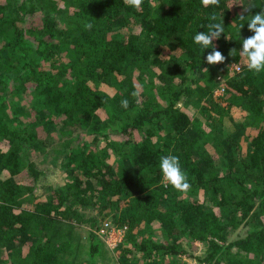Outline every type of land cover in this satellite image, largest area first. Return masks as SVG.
Listing matches in <instances>:
<instances>
[{"label": "trees", "instance_id": "trees-1", "mask_svg": "<svg viewBox=\"0 0 264 264\" xmlns=\"http://www.w3.org/2000/svg\"><path fill=\"white\" fill-rule=\"evenodd\" d=\"M261 8L264 0L209 7L200 0H143L140 9L123 0H0V247L22 244L15 264L105 263L110 251L98 235L101 220L87 210L113 207L125 236L110 264L190 255L183 235L206 245L199 264H264V224L230 238L242 223L264 217V72L248 71L239 56L241 39L253 35L247 22L241 30L232 24ZM212 14L225 26L213 41L226 58L217 65L206 62L212 49L193 40L207 32ZM37 22L39 29L29 25ZM176 42L178 56L163 53ZM232 49L237 53L230 56ZM233 62L239 71L230 69ZM162 67L161 74L153 70ZM27 95L31 109L10 116L7 102ZM234 115L242 118L240 127L216 134ZM82 117L94 138L73 147L66 132L80 130ZM26 144L53 152L64 168L62 183L44 195L35 183L45 171ZM168 154L179 157L188 176L187 198L155 186L159 157ZM82 222H92L85 237L77 232Z\"/></svg>", "mask_w": 264, "mask_h": 264}, {"label": "rangeland", "instance_id": "rangeland-1", "mask_svg": "<svg viewBox=\"0 0 264 264\" xmlns=\"http://www.w3.org/2000/svg\"><path fill=\"white\" fill-rule=\"evenodd\" d=\"M244 8L241 5L240 6V12H243ZM239 12V11H238ZM239 12V13H240ZM42 24V21H41ZM41 24H39L38 22L35 23H29V25L31 26V28H37L39 29V27L41 26ZM19 48V47H16ZM181 52V46L179 42L174 43L170 48H167L163 50V53L166 55L171 54V56L176 55L177 56L180 54ZM18 55H22L18 54ZM14 55H12L10 58H13ZM13 64L15 66H18L21 64L19 59H13L12 60ZM129 64V63H128ZM130 66V65H129ZM154 71L158 72V73H162V71H164L165 69L162 68H154ZM135 73H138L137 71H135ZM9 74H11L13 77H15L17 75V72L15 71H11ZM159 78V77H156ZM159 81V79H157ZM220 81V84L223 83V78ZM31 84H29V90H31ZM196 86V85H195ZM195 86L193 85L192 88H195ZM222 93V91L220 89H216L214 91L215 95H220ZM33 99V98H32ZM12 100H9L6 104V111L10 114V116H18L20 114H22L24 112V108H22V106H25L28 110L31 109V96L27 95L25 96V99L22 100L21 99H16L14 101V105H11ZM209 99L205 98L202 99L200 101V103H206L208 102ZM199 103V102H198ZM188 109L189 111L193 114L194 118H201V114L199 111V107L198 106H194L192 104L188 105ZM23 111V112H22ZM37 111V110H36ZM46 112V110H44ZM33 114V111H32ZM37 115H38V111H37ZM98 115L100 118H102L103 120H106L107 117V113L104 109H100L98 111ZM24 116H22L20 119H22ZM199 117V118H198ZM234 119H230L229 117L224 119V121L222 123H219L216 127L217 131L216 134L220 135L222 130H227L230 131L233 128H237L240 127V122L242 120V118L240 116H236L234 115L233 117ZM200 120V119H199ZM88 120L87 118H80L79 119V124L77 123V127L80 125V130L74 128L73 127L70 128L69 130H67V135L68 138L72 139L74 138V141L72 142V146L75 147L77 144H89V142L93 141V136L90 134H86L88 131V126L89 124H87ZM209 125L211 126V128H213V124L209 123ZM75 127V126H74ZM55 129V128H54ZM53 129V130H54ZM61 130L63 133L65 132V130L63 128L60 129V127H58V131ZM87 131V132H86ZM83 133V134H82ZM79 135H84V136H80ZM224 134H221L220 136H223ZM244 142V141H243ZM26 148L29 151L32 152V156L34 158V160L38 163V165L45 171V173L42 175V177L38 180L37 183H35V191L36 193H38L39 195H44L46 193H48V191L50 190L49 188H51L50 186H57L60 185L62 183V179L64 176V168L61 166L60 163V159L59 160H55L54 158V153L53 152H49V150H47L48 154L46 153H42L39 149V147H35L34 145H29L26 144ZM61 156L60 154L58 155V157ZM57 157V158H58ZM60 158V157H59ZM25 169L24 165L23 167L21 166V171H23ZM155 183V182H154ZM27 184H31L29 183V179L27 180ZM162 183V177L160 178L159 182L157 183V185L155 186H161ZM29 185L28 186V190L32 189V186ZM151 185H153V183H151ZM165 185V184H164ZM176 194V198H187L189 197L191 190H189L187 193H181L177 190L174 189L173 194ZM200 196L203 195L202 191H199L198 193ZM114 208V207H113ZM107 209L104 210L102 213L100 212L99 209H95V210H87L88 212V216H92L94 217L97 221L101 220V223L99 225V230H98V235L100 236V238L103 240L105 246L108 248L109 255L106 258L105 263L102 262V264H110V262L112 261V257L110 256V254H112L114 256V260L117 259L116 254H117V246L119 242H123L122 240H124V232L121 231V228L117 227V223H115V217H116V213L114 211V209ZM254 221L252 222H248V224H244L242 223L238 228L232 230L230 238H237L239 236H243L245 235L251 228L253 223L256 224H264V217L263 216H256V218L253 219ZM76 221V219H75ZM105 223H110V226H113V229H108L105 230L104 232H102V227L104 226ZM91 224L92 222H87V223H80V226L78 227L77 232H81V234L85 237L86 232L88 230L91 229ZM154 231L157 230V233H160L159 231V227L158 224H154ZM181 245L182 247L190 254V255H185L182 257H167V258H161V257H157L155 255L154 259L156 261H158L160 264H199L197 261V257L198 256H202L205 254L207 247L204 243L202 242H194L193 239L189 238V237H184L181 236ZM22 246V244L20 245H14L12 247H5L2 246L0 247V264H15L13 262L14 260V255L16 252V249ZM3 258H8V262L4 261L3 262ZM2 260V262H1Z\"/></svg>", "mask_w": 264, "mask_h": 264}, {"label": "clouds", "instance_id": "clouds-1", "mask_svg": "<svg viewBox=\"0 0 264 264\" xmlns=\"http://www.w3.org/2000/svg\"><path fill=\"white\" fill-rule=\"evenodd\" d=\"M124 4L135 9H140L143 4V0H123ZM202 6H219L220 0H200ZM251 10V8L249 9ZM209 23L207 24V32H198L194 35L193 40L196 44L200 45L203 49H212V51L206 56V62L208 65H217L225 62V56L218 50L213 44L214 40H219L221 34H224L225 26L224 20H221L217 15L212 14L209 16ZM247 22L248 30L253 35L241 39L242 48L238 52L239 56L245 61L248 71L253 73L264 72V8L258 14L247 17L243 14L239 15L232 24H237L239 30L244 27V23ZM85 28L91 30L92 24L86 23ZM236 49H232L229 55H235ZM208 72L207 68L201 69ZM187 76L192 77V73L186 72ZM137 95V93H133ZM129 106L128 100L121 101V107L127 109ZM99 110V109H97ZM159 169L162 176V183L165 186H171L173 189L187 193L191 184L188 182L187 174L182 170L180 159L176 155L168 154L159 157Z\"/></svg>", "mask_w": 264, "mask_h": 264}, {"label": "built area", "instance_id": "built-area-1", "mask_svg": "<svg viewBox=\"0 0 264 264\" xmlns=\"http://www.w3.org/2000/svg\"><path fill=\"white\" fill-rule=\"evenodd\" d=\"M230 69L231 70L239 71L241 68H240V66L236 62H233V63L230 64ZM219 89L222 92L224 90V88L222 86ZM108 229H113V226H110V223L109 224L108 223H105L104 226L102 227V232H104L105 230H108ZM121 231L124 232V229H121Z\"/></svg>", "mask_w": 264, "mask_h": 264}]
</instances>
